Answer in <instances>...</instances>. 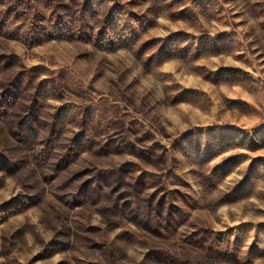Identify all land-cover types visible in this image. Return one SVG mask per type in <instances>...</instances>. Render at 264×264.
<instances>
[{"label": "rangeland", "instance_id": "rangeland-1", "mask_svg": "<svg viewBox=\"0 0 264 264\" xmlns=\"http://www.w3.org/2000/svg\"><path fill=\"white\" fill-rule=\"evenodd\" d=\"M0 264H264V0H0Z\"/></svg>", "mask_w": 264, "mask_h": 264}]
</instances>
